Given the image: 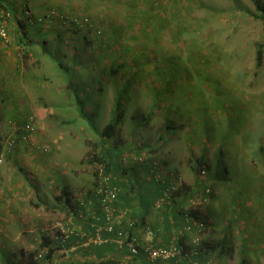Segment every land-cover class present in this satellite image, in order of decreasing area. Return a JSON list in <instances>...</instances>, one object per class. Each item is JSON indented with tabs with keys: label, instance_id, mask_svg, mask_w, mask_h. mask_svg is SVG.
I'll return each instance as SVG.
<instances>
[{
	"label": "rangeland",
	"instance_id": "rangeland-1",
	"mask_svg": "<svg viewBox=\"0 0 264 264\" xmlns=\"http://www.w3.org/2000/svg\"><path fill=\"white\" fill-rule=\"evenodd\" d=\"M36 1L42 4L37 6L36 10L33 8L35 10L31 12L33 15L44 14L51 8H57L66 14L86 18L89 20V28L86 31L71 23L59 26L81 30L88 38L99 37L103 47L107 46L104 56L94 48L96 54L94 58L83 55L82 58L77 59H81L78 64L68 63L70 66L68 79L72 83L77 82L78 87H73L78 90L79 96L73 97L71 101H67L69 96L64 94H59L58 97L53 96L56 101L64 102L60 103L63 106H59L58 115L57 110L55 111L54 115L58 116V120L53 121L52 125L54 128H59L60 136L61 133H66V139L59 145H56L53 139L47 140L44 144L50 145L49 152L51 156H54L52 160L61 166L63 162L75 161L84 149L87 150L83 142L84 138H90L91 134L97 139L96 141L101 142L99 134L94 131L89 120L95 122L96 128L101 132L108 123L106 119H100L103 109L108 106L110 93L112 97L119 93L117 98L125 104L127 118L122 124L119 112L109 116L110 122H118L121 127L116 140L107 139L111 141L104 144L105 149L115 148L121 144L120 149L134 153L135 149L144 146V141L131 135V131L134 123L139 125L140 131L145 130V123L143 120L132 121L131 115L138 113L140 109H143L144 114L149 113L155 106L158 111L154 117L152 114L153 119L149 121L153 130L151 141L154 140L153 136L155 139L158 138L155 136L156 133L161 134L162 131L165 133L166 124L173 127L170 134L177 129L181 130V133L188 134L187 137L182 138L183 140L178 136L174 137V140L170 138V146L164 144L168 147L164 150L165 152L151 159L161 164L162 168L164 167L160 177L167 175V172H173L180 174L185 181V174L180 169L182 162L196 166L202 154L201 159L210 167L217 160L228 166L229 176L226 180L222 177L220 187L229 185L239 193L240 200L236 203L244 202L245 192L236 183L240 181L250 184L259 183L264 174V150L259 152L264 148V60L260 69L256 66L258 45L262 43L264 46V24L255 17L257 11L253 0L145 1V5L151 2L150 5L154 9L149 7V9H142L141 5L134 9L141 0H136L130 5H125L123 0ZM126 1L129 2V0ZM261 1L264 2V0ZM11 6L14 8L16 5L13 3ZM10 12L13 13V10ZM148 19H151L150 22ZM24 24L27 25L25 22ZM7 26L12 39V44L9 46L15 45L20 51L23 47L14 40L16 36L10 31L8 23ZM82 41L84 42L81 39ZM57 44L59 43H54L51 48L53 49ZM69 44L65 46L68 47ZM82 50L87 55L92 52L91 47L85 48L84 44L81 47ZM98 50L104 52L102 48ZM69 57L68 55L64 58L65 63L70 60ZM110 66L120 71L116 74L117 76L112 73L114 70ZM100 68L105 71H101ZM59 71L62 72L60 69ZM94 71L97 73L95 74ZM99 71L103 75H100ZM83 81L93 86L104 85L105 90L102 92L104 94L97 96L85 93L87 90L84 88ZM67 91L70 94L71 90ZM96 91L100 92L97 89ZM53 93L57 92L53 91ZM45 95L51 97L49 90ZM78 99L81 101L80 108ZM39 106L44 107L45 104H39ZM81 107L84 108V113H87L86 117L81 115ZM90 109L97 112L101 109V113L94 114L90 112ZM28 113L33 114L28 117L29 119H37L35 111L29 110ZM52 113L53 111L50 114ZM64 114H69V118L73 120H64L67 119ZM8 123L10 132L1 133L2 138L8 137L13 126H17L12 120ZM4 128V124L0 123V129ZM35 129L36 133V125ZM69 134L83 137L79 141H73L75 148L77 146L79 148L77 154L67 147ZM61 138L64 139L62 136ZM89 157L90 153L88 155L85 153L83 156L85 162ZM167 164L170 165L167 166ZM124 168L128 170L136 168L139 175L143 171L141 164L136 163L125 165ZM90 170L91 185L82 188L74 198L84 189L96 184L95 166ZM208 170L212 174L210 169ZM213 170L218 173L225 171L222 165L213 166ZM192 172H195V169ZM192 182L193 188L198 186L197 179L193 178ZM245 187L249 188L250 185ZM188 189L190 186L187 187V191ZM213 189L217 191L219 187L214 186ZM229 189L225 187L221 189V195H216V201L207 207V210H211L214 214L215 220L220 221L217 226L219 230L221 229L219 236L222 234V226L227 225L225 220L228 219L227 210L230 207V199L225 193ZM257 198L259 196L255 199ZM181 202H184L183 198ZM214 210H218L219 214L216 215ZM249 213L252 211L249 210ZM263 228L264 226L261 230ZM256 233V237L251 234L252 236L245 242L246 245L251 246L250 250L248 245V247L245 246L247 249L245 253L248 252L251 255L257 250V255L260 256L262 250L259 251L258 247L261 244L257 239L261 235ZM76 249L73 251L78 252ZM124 255V253L115 252L114 257L119 259L121 264L123 259L133 264L132 259ZM63 256L65 261L69 260V264H82L81 261L71 262L70 253H65ZM222 257L224 255L219 254L218 258L223 259ZM137 264L154 263L142 260Z\"/></svg>",
	"mask_w": 264,
	"mask_h": 264
},
{
	"label": "crops",
	"instance_id": "crops-1",
	"mask_svg": "<svg viewBox=\"0 0 264 264\" xmlns=\"http://www.w3.org/2000/svg\"><path fill=\"white\" fill-rule=\"evenodd\" d=\"M0 1L9 4L10 9L13 10L14 17L9 19L7 23L9 24L10 31L16 36L14 40L23 47L19 51L15 45L6 46L0 39V123L4 124L6 128L0 129V134H8L10 132L8 123L10 120L15 122L18 127L28 122L30 120L28 117L31 115L28 113L29 110L35 111L37 117V119H34L37 132L32 135L30 142L26 146L19 144L13 153L7 157L6 162L0 166V264H33L32 257L46 244H48L51 249H56L54 258L59 264H62L63 259L60 258L63 256V249H67L68 247L79 249L77 245L79 239L76 235L66 242V248L62 247V241L59 237L62 235L68 222L76 221V204L74 202V196L81 191L82 188L91 185L89 175L91 167L85 162L86 157L83 159V156L85 153H87V155L93 153L94 150L95 152H100L104 145V141H96L97 139L94 138L92 134L89 135L90 138L85 137L83 144L87 150L84 149V152L78 155L75 161L71 163L63 162L62 166L52 160L54 156H51L50 152L48 154L43 153L41 146L46 144L47 140L53 139L56 145H59L66 139V133H61V136L64 138L62 140L58 132L59 128H54L52 124L53 121L58 120V116L55 117L54 115L55 111L57 110L58 115L60 112L58 111L59 106H63L60 105V103L64 102L62 100L56 101L55 97H58L59 94H64V96H69L67 101H71L73 97L79 96L78 90L74 88L78 87L77 82L72 83V81L68 79L70 67L68 63L78 64L81 59H77L82 58L83 55L85 57L94 58L96 55L93 50L94 48L104 56L107 52V46L105 45V47H103L104 45L99 41V37L94 38L91 36V38H88L86 34L83 35L82 32L73 27L56 26L53 29H44L25 25L24 17L26 10L35 12L36 7L42 4L38 3L36 0ZM135 1L136 0H129L128 2L123 0L125 5H130ZM145 1L149 0H141L138 2V6L133 8L137 9L139 5H141L142 9H154L150 5L151 2H147V5H145ZM11 2L16 5L14 8L11 6ZM33 8H35V10ZM150 20L151 19H148L149 22ZM58 39L60 40L58 41ZM81 39L84 40V42H81ZM54 43L59 44L52 49L51 47ZM82 43L85 48L91 47L92 52H90V54L87 55L84 50L81 51ZM66 44H69V46L66 47ZM99 48H102L104 52L99 51ZM22 50L24 51L22 52ZM68 55L70 56V60L65 63L64 58ZM59 69L62 70L63 73L60 72ZM111 69L114 70L112 73L115 75L120 72L115 68L111 67ZM100 70L105 71L102 68H100ZM101 71H99V74L103 75ZM94 73L96 74L97 71H94ZM65 79L67 80L65 81ZM55 82L59 86L56 85ZM83 84L84 88L87 90L85 93H92L97 96L104 94L102 92L105 88L102 84L93 86L85 81H83ZM53 86H55L54 89ZM68 89L71 90L70 94L67 91ZM90 89L94 90L89 91ZM96 89L100 92L98 93ZM48 90L51 97H46L45 95ZM53 91L57 93H53ZM118 94L119 93L112 97L110 93L108 106L103 109L100 120L106 119L109 123L111 120L109 116L119 112L120 119L123 121L122 124H124V120L127 118V113L125 111L127 108L125 104L122 103L121 99L117 98L119 96ZM54 95L56 96L53 97ZM79 102L80 100L78 99L77 103ZM43 103L45 104L44 107L39 106V104ZM157 109L158 108L154 106L150 112L146 114H144L143 109H140L138 113L131 115V119L136 122L139 120H148L149 116H151L149 119L151 122L155 113L158 111ZM51 111H53L52 114H50ZM90 112L99 114L101 113V109H99L98 112L97 110L93 111L90 109ZM151 114H153V117ZM64 115L67 118L64 120H73L69 118V114ZM134 125L132 126L131 135L136 138H141L145 144L135 149L134 153L122 150L130 157L141 154L145 155L148 159L147 162L158 157L159 153L165 152L164 150L168 147H165L164 144L170 146V138L174 140V137L178 136L183 140L182 138L188 135L186 132L181 133L179 129L175 130L173 134L166 133L165 128V133H163V131L161 134L156 133L155 136L158 138L155 139L153 136L154 140L151 141L150 138L153 130L149 122L145 123L146 127L144 129L146 131H140L139 125L137 126L135 123ZM120 127L121 125L117 122L111 140H116L118 138ZM148 133L150 134L148 135ZM81 138L83 137L73 134L70 135V138L66 142L68 143L67 147H70L75 154L79 153V148L78 146L75 148L76 145H74L73 141H79ZM95 141L96 143H94ZM120 145L109 149L120 150L122 147ZM94 146L96 148H94ZM97 148L98 150H96ZM202 156L201 154L199 159H201ZM62 159L64 160V158ZM136 164L140 165V163ZM169 165L167 164V166ZM141 166L143 171L140 172V175L146 180L149 177L146 169H149L150 166L148 163L141 164ZM180 169L183 170L185 174V188L182 190L181 194H184L189 186L190 189L188 190L192 192V179H196V166H191V164L182 162ZM194 169L195 172H192ZM135 170L134 172L130 170L127 171L129 174H134L137 173V170ZM236 184L243 185L242 191L245 192L244 202L242 204L236 203L240 200L239 193L229 185L219 187L210 204L216 201V195H221V189H224V187L225 189L230 188L225 195L231 202H235L236 204H234V206L230 205L227 210V212H229V214H227L228 219L227 221L225 220L227 225L224 224L225 226H222L221 236L218 234L221 231V229L219 230L217 227L220 223L218 220L213 221L212 229L210 228L209 232L204 235L205 242L212 248L219 246V248L223 250V254L221 255H224V257H222L223 259L218 258L220 254L218 250L200 254L198 259H201V262H203L202 264H264V228L261 230L264 226V174L259 183L250 184L246 181H242ZM245 185H250V187L247 188ZM125 195L126 191L122 194V202H119L121 205L119 206L120 208L129 205L125 204V201L127 202L128 199ZM257 196H259V198L255 199ZM178 197L175 199L181 202ZM170 205L171 207L173 206V204ZM172 209L173 207L170 208L169 211L158 213L152 207L150 213L145 218L146 222L156 230L158 241L163 244L175 239V226H181L179 222L177 223L175 221L171 213ZM249 210H251L252 213H249ZM214 212L216 215L219 214L218 210H214ZM136 214L141 218L144 216V211L139 207ZM77 223L82 222L78 221ZM87 225L85 221L81 224V227L78 226L79 229L77 228V230H86ZM256 232L261 235L260 238L257 239V241L260 242L259 244H261L258 247L259 251L262 250L260 251V256L257 255V250L251 255H249L248 252L247 254L245 253L247 250L245 246L248 245V250L251 249L250 244L246 245L245 242L252 236L251 234L256 237ZM141 235L143 234L141 233ZM194 240L195 234H185L184 242L188 244V247L191 248L195 245ZM75 243L77 246H74ZM73 252L68 251L70 254ZM74 254H71L70 257H73ZM124 256L126 258L130 257L128 254ZM131 259L133 264L139 263L134 261L133 258ZM185 262V264H188L187 261ZM123 264L129 263L126 262V259H123Z\"/></svg>",
	"mask_w": 264,
	"mask_h": 264
},
{
	"label": "built area",
	"instance_id": "built-area-1",
	"mask_svg": "<svg viewBox=\"0 0 264 264\" xmlns=\"http://www.w3.org/2000/svg\"><path fill=\"white\" fill-rule=\"evenodd\" d=\"M12 17L13 13L11 12L0 14V39L7 46L12 44V39L7 29V20ZM88 21L86 18H79L74 14L61 12L57 8H51L46 13L39 15H33L31 11L26 10L24 18V22L31 27L53 28L71 23L83 31L89 28ZM34 122V118H31L22 127L14 125L8 137L2 138L0 136V166L6 162L7 157L13 153L19 144L26 145L30 142L32 135L36 131ZM50 149V145H44L41 150L47 154ZM121 160L124 165H129L130 163H148L154 169L156 176L160 180L162 179L160 177L161 164L155 160L147 162L148 159L145 155L141 154L130 157L125 154L122 155ZM95 171L97 177L96 184L91 188L84 189L74 198L76 219L83 222L86 221L91 234L83 230H77L78 227H75L74 222L70 221L66 224L65 230L59 237L62 244L68 242L72 236L76 235L81 240L78 247L99 246L113 241L118 250H127L133 260L136 256L143 255L150 262L161 261L165 264H177L174 262L177 257L190 258L193 250L186 251L185 245L179 244L175 240L176 237L168 245H158L155 240V231L151 225L146 223L144 225L137 224L132 218L129 208L119 207V193L121 190L117 185L113 184L111 177L106 173L105 166L98 164L95 167ZM204 174L206 175L205 170L202 171V175ZM166 177L170 180V184L163 191V197L155 203V209L159 211L165 209L169 204V198L185 188V181L180 174L167 172ZM207 193H209V190ZM203 201L208 202V200H203L202 197H195L191 201L192 204L186 207V217L189 218V212L201 205ZM204 228L203 224L199 225L198 233L195 234L194 244H202L200 235ZM185 231L186 233L194 234L191 226H188ZM180 234L183 233L180 232ZM105 236L110 238H106ZM48 254L49 250L45 248L37 251L33 256V264H57L56 260L48 259ZM192 264L200 263L199 261H194Z\"/></svg>",
	"mask_w": 264,
	"mask_h": 264
},
{
	"label": "trees",
	"instance_id": "trees-1",
	"mask_svg": "<svg viewBox=\"0 0 264 264\" xmlns=\"http://www.w3.org/2000/svg\"><path fill=\"white\" fill-rule=\"evenodd\" d=\"M253 2L255 4L256 11H257V16L255 17L261 20L264 24V2H262L261 0H253ZM0 8H1L0 14L10 12L11 10L9 7V4L2 3L1 1H0ZM78 31L81 32V30H78ZM263 48H264L263 44L260 43L258 45L257 57H256V66L258 69H260L263 66V60H264ZM80 104H81V101L78 103L79 108H80ZM81 115L83 117H86V113H84V108L82 107H81ZM150 117L151 116H149L148 120H143V122L148 123L150 121L149 120ZM89 121L94 131L97 132L101 140L104 141L103 144H105L107 139L113 137L115 129H116V125H117L115 121L109 122L101 132L96 128L95 122H93L91 119ZM24 125L25 123L23 124V126ZM172 129L173 127L171 128V125L166 124V133H170ZM104 146L105 145H103L100 152L98 153L94 152L93 154H90V157H89L90 159L88 158L86 163L90 165V167H94V166L96 167L98 164H103L105 166L106 173L109 174V176L111 177V181L113 182V184L117 185L121 190L119 193V202L120 201L122 202V194H124L126 191L125 197H127L128 199H127V202L125 201V204H129V205H127L128 207L122 206L121 208L123 207L129 208L131 211V216L137 222V224L139 225H144L145 223L148 224L145 218L150 213L152 207L158 213H164L166 211H169L170 208L173 207L171 213L174 216L175 221L177 223L179 222V224L181 225L179 227L174 225L176 227L175 228V234H176V239H177L176 241L179 244H184L185 245L184 248L186 251L193 250V254L190 256V258L185 259L180 256L174 260L175 263L185 264L186 263L185 261H187L188 264H192V262L194 261H199V263L202 264L203 262H201V259H198L200 254H205L208 252H215L217 250L219 251L220 254H223V250H221L219 246L214 247V248L210 247V245H208V243L205 242L204 235L209 232L210 228L212 229V223H214L213 221L215 220L213 216L214 214L212 213V211L207 210L208 205L210 204V202L212 201V199L215 197V194H216L215 192L216 190L214 191L213 187L214 186L220 187V184H222V181H223L222 177H224V179L226 180L229 176L228 170H227L228 166L226 164L219 162V160H217L216 163L213 164V166L222 165L224 167L225 169L224 173H218V172H214L213 166L210 167L207 162H204L202 159L197 160L195 177L198 180V186L193 188L192 192L186 191L184 194H181L182 190L184 189L176 192L171 198H169L170 202L165 207V209L159 211L155 209V203L157 200L163 197L164 195L163 191L167 189V187L169 186L170 180L168 179V177H166L165 175L160 180L156 176V173L152 167H150L149 169H146L147 175L149 176L148 178L146 177L147 178L146 180H144L145 178L144 177L142 178V176L139 175L138 173L129 174V172L127 171L128 169L124 168L125 165L123 161L121 160V157L124 154L123 150L122 149L120 150L105 149ZM262 150H264V148L260 149L259 152L260 151L262 152ZM208 169H210L212 174H210ZM134 170L135 169H131L130 171L134 172ZM203 170L206 171V175L205 174L202 175ZM163 172H164V167L160 170V173H163ZM94 173L96 176V171H94ZM200 180H202V182ZM239 186L243 188V185H239ZM208 190H209V193H207ZM198 196L202 197L203 200H208V202L206 201L207 202L206 203L203 201V203L199 205L197 208L192 209L189 212V218H187L186 217V207L192 204L191 201L195 197H198ZM176 197L180 198V201L183 198L184 202L177 201L175 199ZM119 202L118 204L119 206H121ZM170 204H173V206L171 207ZM234 204L236 203L231 202L230 200V205L234 206ZM139 207L142 208V210L144 211V216H142L141 218L139 215H137L138 213L136 214V212H138L139 210ZM78 221L79 220L77 219L76 221H74L75 227H78V226L81 227V224L83 223V221H80L82 223H77ZM200 224H203L205 226V228L201 231V235H200L202 244H199V245L195 244L193 247L190 248L188 247V244L184 242L185 234H189V233H186L185 230L187 229L188 226H191L194 230V234H196L198 233V228ZM89 229L90 228L87 225V229L86 230L82 229V230L86 233L89 232V234H91V230ZM154 231L156 234L155 229ZM180 232H182L183 234H180ZM105 237L110 238L108 236H105ZM78 239H79L78 244H80L81 240L79 236H78ZM155 240L157 241L158 245L160 244V245L165 246L171 243V242H168L165 244L161 243L157 239V234L155 236ZM62 245H63L62 246L63 248L67 247L66 243ZM74 246H76V243ZM44 248L49 250L48 259L56 260L54 258V253L56 252L55 251L56 249L54 250L51 249L48 246V244L42 247V249ZM73 249L74 247L72 248L68 247L67 249H63L62 250L64 251L63 255L66 252L68 253V251L73 252ZM115 252L128 254V256L130 255L127 250L120 251L117 249V246L113 241H109L108 243L99 245V246L90 245L88 247H79L78 252L72 253V255L74 253L75 254L73 257H71L70 261L71 262L81 261L82 264H121L120 260L114 257ZM60 259H63L62 264H69V260L64 261L65 259L64 256H62ZM143 259H146V258L143 255H138L135 257L134 261L142 262ZM150 263L162 264L161 261L150 262ZM57 264L59 263L57 262Z\"/></svg>",
	"mask_w": 264,
	"mask_h": 264
},
{
	"label": "clouds",
	"instance_id": "clouds-1",
	"mask_svg": "<svg viewBox=\"0 0 264 264\" xmlns=\"http://www.w3.org/2000/svg\"><path fill=\"white\" fill-rule=\"evenodd\" d=\"M125 154H127V153H124L123 155H125Z\"/></svg>",
	"mask_w": 264,
	"mask_h": 264
}]
</instances>
